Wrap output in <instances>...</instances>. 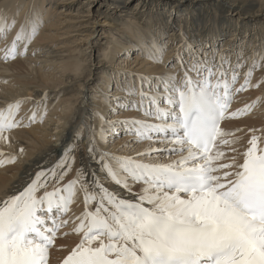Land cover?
<instances>
[{
    "label": "snow or ice",
    "instance_id": "1",
    "mask_svg": "<svg viewBox=\"0 0 264 264\" xmlns=\"http://www.w3.org/2000/svg\"><path fill=\"white\" fill-rule=\"evenodd\" d=\"M13 24L0 15V35ZM39 24L38 14L26 18L5 47L3 59L24 55ZM21 42L24 51H18ZM142 47L149 59L160 62L163 44L153 40ZM257 58L264 59V53H254L235 93L256 86L249 78ZM174 59L183 72L179 83L174 74H131L141 82L139 92L134 85L122 91L127 96L138 94V103L105 96L110 113L133 109L145 119L109 121L94 113L101 122L99 129L82 121L74 133L76 140L62 148L54 163L36 171L22 190L0 200V264H48L49 249L59 229L69 222L63 216L78 193L83 194L84 211L74 218L73 233L82 236L62 264H264V147L252 135L246 150L229 159L217 145L237 142L225 139L233 132L222 129L220 122L252 107L229 112L240 57L231 67L230 80L223 54L217 64L213 53L210 64L202 49L197 51L185 41ZM46 98L45 94L40 103ZM20 103L0 109V139L5 142L4 133L20 126L13 111ZM30 119L35 122V112ZM117 125L134 135L136 142L149 141L137 153L140 159L99 146L107 143L108 133L119 134ZM84 138L87 145L77 156L78 142ZM154 142L164 147L154 148ZM154 154L179 155L166 163L143 159ZM0 156L5 157L0 164L16 159L10 153ZM73 172V178L67 179Z\"/></svg>",
    "mask_w": 264,
    "mask_h": 264
},
{
    "label": "bare ground",
    "instance_id": "2",
    "mask_svg": "<svg viewBox=\"0 0 264 264\" xmlns=\"http://www.w3.org/2000/svg\"><path fill=\"white\" fill-rule=\"evenodd\" d=\"M129 1L133 0H111L112 5L107 8L113 9L106 12L98 9L102 0L82 1L81 3L87 4L86 8L76 6L77 0H0V15L6 17L9 23L14 20L11 30L0 35L2 52L11 44L16 32L26 22V18L32 19L38 14L41 22L42 17L44 19L46 15L48 19L55 10H59L55 20L54 17L52 18L54 24L51 22L45 25L41 34L32 38L27 44L24 55L0 60V109H6L9 104L21 101L18 109H13L20 126L4 133L8 137L7 142L0 139V152L16 156L14 162L0 164V200L5 199L8 194L22 190L36 171L54 163L62 148L69 141L76 140L74 133L82 121L86 125L99 129L101 122L95 118L94 113L106 116L109 121L125 118L145 119L142 112L133 109L110 113L105 96L122 97L123 102L138 103V94L127 96L122 91L129 85H134L137 93L139 92L141 82L131 74L144 77L174 74L179 83L183 73L179 60L174 57L185 41L195 45L197 51L202 49L209 57L210 64L213 63L211 60L213 53H215L217 64L222 54L226 56L227 61L224 67L227 70L237 64L239 56L240 66L236 67L239 76L237 86L244 82L245 71L252 65L254 53H264V32L262 33L264 0H210L211 2L148 0L156 1V5L170 3L171 8H174L173 12L183 11L185 14H179L180 18H177L171 11L167 12L170 27L164 26L163 14L158 18L153 16V13L149 14L144 17L145 29L125 24L124 30L128 37H120L118 31L122 29L116 25H121L128 18L131 19L138 14L144 15L147 9L145 1L137 0L132 11H125L123 15L119 13L117 15L119 18L115 19L116 10L128 8ZM184 1L194 3L188 4ZM92 6L95 8L90 9ZM187 7L195 9L191 12L190 20L185 17L189 13ZM42 9L43 13H41ZM215 11L221 14L227 13L231 25L213 29H211L213 26L206 27L208 20L214 21L218 16ZM100 15L103 19L101 22L98 19ZM53 27L55 31L51 32ZM96 28H99L103 35L100 42L94 46L93 42L96 43V39H99L94 38L92 41ZM57 29L59 32L56 31ZM228 35L232 38L226 39ZM153 40L163 44L165 48L159 63L149 59L145 48L142 47ZM59 41L62 42L55 47ZM82 44L84 46L80 48ZM43 47L44 49L41 50ZM52 47L55 48L52 49ZM137 50L141 52H139L140 57L133 55L138 54ZM18 51H24L23 42L18 44ZM128 55H131L129 60H127ZM120 56H125L126 59L123 60ZM188 59L186 55L185 60ZM169 62H171L170 67ZM256 65L252 68L249 78L250 83L256 86L237 93L229 112L243 108L245 105H252L253 102H256L255 108L251 107L246 113L238 115L237 119L228 118L220 122L222 129L233 132L232 137H225V139L237 140L235 144L220 147L225 157L229 159L246 150L252 135L259 137V147L264 144V59L257 58ZM112 75L116 76L114 82L120 83L119 88L111 87ZM122 85L123 88H121ZM67 91L69 92L66 93ZM45 94L47 98L41 104ZM111 106L116 107L115 100L111 101ZM33 112L36 115L35 122L30 119ZM120 130L122 131L119 132V137L108 133L107 143L99 146L111 153L140 159L137 153L146 149L149 141L144 140L138 143L134 135L126 134L122 127ZM78 143L81 151L76 153L77 156L85 149L87 139H81ZM217 145L219 147V142ZM152 147L160 148L164 145L154 142ZM233 148L236 151H232ZM178 155L157 156L154 154L150 158L143 159L145 161L159 159L160 162L166 163L177 159ZM4 158L0 156V159ZM78 165L79 161H77ZM73 175L74 172L69 173L67 179H72ZM106 186L126 195L114 184L106 182ZM133 190L138 191V186H134ZM83 211V194L78 193L76 199L70 203L69 211L63 216L69 222L59 229L53 246L49 249L48 264H60L80 241L82 234L73 233V228L77 223L74 218Z\"/></svg>",
    "mask_w": 264,
    "mask_h": 264
},
{
    "label": "rangeland",
    "instance_id": "3",
    "mask_svg": "<svg viewBox=\"0 0 264 264\" xmlns=\"http://www.w3.org/2000/svg\"><path fill=\"white\" fill-rule=\"evenodd\" d=\"M82 1H84V0H77V4H76V6L77 5H79V6H84V8H86L87 7V4L86 3H81ZM145 1V2H144ZM201 2H211L210 0H200ZM130 2V1H129ZM142 2H144V4L146 5V7H147V9H146V11H145V14L144 15H142V13L141 14H138L136 17H131V19H127L126 20V22H124V23H122L121 25H116L117 27H119L120 29H122V30H119L118 31V36H125V37H128V34H127V32H126V30H124L125 29V24H127L128 26H131V27H136V28H138V29H145L146 27L144 26V21H146L145 20V18L144 17H147V16H149V14H152L153 13V16H155V17H157L158 18V16L159 15H161V14H163L164 15V19H163V23H164V26L165 25H167V27H170L171 25H169L170 24V22H169V19H168V17H167V12H169L170 13V11H171V13H173V14H175L176 15V17L177 18H180L178 15L179 14H185L183 11H179L178 13H176V12H173V10H174V8L172 7L171 8V5H170V3H167V4H165V5H163V3L162 4H160V5H156V1L155 2H153V1H148V0H142ZM184 2H186V3H188V4H192V3H194V2H192V3H189L188 1H184ZM80 3V4H79ZM137 3V0H133V1H131L130 3H129V5H128V8H123V9H121L120 11H117L116 10V18L115 19H117V18H119V17H117V15H119V13L120 14H124L125 13V11H132V8L133 7H135V4ZM45 4V3H44ZM112 4H111V0H102V4H100L99 5V7H98V9H100L101 11H108V10H111V9H113V8H107L108 6H111ZM45 6V5H44ZM186 7V6H185ZM44 8H46V7H44ZM95 8V7H94ZM93 8V6H92V8H90V9H94ZM97 8V7H96ZM180 9V8H179ZM46 10H48V9H46ZM52 10V9H51ZM119 10V9H118ZM187 10H188V14H186L185 15V17L188 19V20H190L191 19V12L193 11V10H195L194 8H191V9H189V7H187ZM159 11V12H161V13H157V12ZM166 11V14H164V12ZM216 12V15L218 14V16L216 17V19H214V21H211V20H208V22H207V26L206 27H210L211 28V26H213L211 29H213L214 27H220V26H224V25H228V26H230L231 25V22H230V19H229V16L227 15V13L226 14H221V13H218L217 11H215ZM41 13H43V9H42V11H41ZM58 14H59V10H55L54 11V13L51 15V16H49L48 17V19L46 18V15L44 16V19H43V17H42V19H41V24H39V28H38V32L36 33V35L35 36H37L38 34H41V32H42V30L44 29V27H45V25L47 26L48 24H50L51 22H52V24H54V22H53V19L55 20V18L58 16ZM55 15V16H54ZM170 15H172V14H170ZM221 15V16H220ZM101 16L102 15H100L99 16V20H100V22L103 20L102 18H101ZM184 16V15H183ZM225 16V17H224ZM54 17V18H53ZM209 17H211L210 15H209ZM53 18V19H52ZM67 17H65V19H66ZM143 18V19H142ZM133 19V20H132ZM223 19V20H222ZM119 20H121V18L119 19ZM219 20H220V22H219ZM227 20V21H226ZM143 21V22H142ZM44 22H47L46 24L44 23ZM183 22H185V21H183ZM117 24H119V23H117ZM153 24V23H152ZM105 25L107 26V24L105 23ZM209 25V26H208ZM97 26V23H96V25H95V27ZM61 27V26H60ZM108 27V26H107ZM264 28V27H263ZM262 28V33L264 32V29ZM59 29H57L56 31H58ZM61 31L63 30V29H60ZM98 30V31H97ZM106 30V29H105ZM55 31V27H53V29L51 30V32H54ZM96 32H95V34H94V36H93V38H92V41H93V39L94 38H99V39H96V43H94L93 42V44H94V46H96L99 42H100V39L102 38V35L103 34H101V30H99V28H96V30H95ZM59 32V31H58ZM143 34V33H142ZM95 35H96V37H95ZM35 36H34V38H35ZM229 38H232V36L231 35H228L227 37H226V39H229ZM95 41V40H94ZM62 41H59L58 42V44L55 46V47H57V46H59V44L61 43ZM211 44V43H210ZM84 46V44H82L81 46H80V48H82ZM55 47H52V49H54ZM42 49H44V47L43 48H41V50ZM137 52H138V50H137ZM140 52V51H139ZM138 52V54H133V55H137V56H141V52L139 53ZM124 55H125V53H124ZM123 60H125L126 59V57L125 56H120ZM131 57V55H128V58H127V60H129V58ZM183 73V72H182ZM116 78V76H113L112 75V83H111V87H114V88H116V87H118L119 86V84L120 83H115L114 82V79ZM100 83V82H99ZM99 85V84H98ZM111 87H109V89L111 90ZM124 86L122 85L121 86V88H123ZM119 88V87H118ZM71 89V88H70ZM69 89V90H70ZM121 91V90H120ZM69 91H67L66 93H68ZM122 92V91H121ZM252 92V91H251ZM261 95V94H260ZM259 95V96H260ZM234 96H236V94L234 95ZM233 96V97H234ZM259 96H257V98L259 99ZM256 103V102H255ZM255 103H253L252 104V108L254 107L255 108ZM115 106V105H114ZM259 110V109H258ZM127 111V110H126ZM258 113V112H257ZM257 113H255V114H257ZM259 114V113H258ZM16 117V116H15ZM237 118H239V116H237ZM237 118H235V119H237ZM231 119V118H230ZM120 127L121 126H119V125H117V128L119 129V132L120 131H122V130H120ZM118 136V135H117ZM119 137V136H118ZM118 137H113L114 139L115 138H118ZM122 137H125V135H122ZM117 141V140H116ZM147 141V140H146ZM115 142V141H114ZM156 143H159V142H156ZM222 146H224V144H219V147H222ZM126 155H128V154H126ZM5 164V163H4ZM3 164V165H4ZM53 246V245H52ZM51 246V247H52Z\"/></svg>",
    "mask_w": 264,
    "mask_h": 264
}]
</instances>
